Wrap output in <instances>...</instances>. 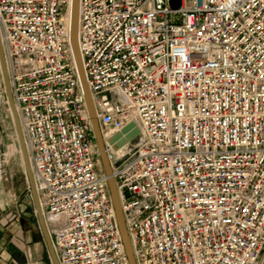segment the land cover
I'll return each instance as SVG.
<instances>
[{"label": "built area", "instance_id": "2783aa9c", "mask_svg": "<svg viewBox=\"0 0 264 264\" xmlns=\"http://www.w3.org/2000/svg\"><path fill=\"white\" fill-rule=\"evenodd\" d=\"M69 2L0 0L10 90L59 264H130ZM77 40L135 263L264 264V0H79Z\"/></svg>", "mask_w": 264, "mask_h": 264}, {"label": "rangeland", "instance_id": "374dc122", "mask_svg": "<svg viewBox=\"0 0 264 264\" xmlns=\"http://www.w3.org/2000/svg\"><path fill=\"white\" fill-rule=\"evenodd\" d=\"M6 102L0 73V252L4 255L0 256V264H52L38 226ZM31 231L34 234L30 237ZM34 239L39 243L34 245Z\"/></svg>", "mask_w": 264, "mask_h": 264}, {"label": "water", "instance_id": "95a60500", "mask_svg": "<svg viewBox=\"0 0 264 264\" xmlns=\"http://www.w3.org/2000/svg\"><path fill=\"white\" fill-rule=\"evenodd\" d=\"M75 1L76 0H74V7L72 8V23H71V30H70V39H72V40H73L74 32H75ZM170 4L173 8H177L180 4V0H170ZM75 62H76V60H75ZM76 67H77L78 75L80 78L82 91H83L84 99L86 102L90 122L92 125L93 137H94L97 149H98L99 154H100V158H101V161H102V164L104 167V171L108 175V187H109V191H110V195H111V200H112V204L114 206L118 226H119V229L121 232V236H122L124 247H125V250L127 253V257H128L130 264H136L135 260H134L130 240H129V237H128V234H127V231L125 228V223H124V219L122 216V212L120 210L116 186H115L113 178L110 175L111 169H110V165H109L107 156H106L105 151H104L103 141H102V137H101V133H100L98 120L96 118L93 102H91L92 97H91L89 88L87 87L88 88L87 89L85 86V83L83 82L81 71H80V68H79L77 62H76ZM0 72H1V76H2V81H3V85H4V90H5L8 106H9V109L11 112V117H12V121L14 124L16 136H17L18 145H19L21 155H22V159H23L24 166H25V173L27 176L30 195H31V198L33 201V206H34L35 214L37 217L38 226H39L40 232L42 234V237H43V240H44V243H45V246L47 248V252H48V255H49V258H50L52 264H59L57 256H56L55 251H54L53 246H52L50 235H49L47 227H46V222H45L42 210L40 207L39 198H38L37 190H36V187L34 184V179H33L32 171L30 168V163H29V159H28V155H27V151H26V147H25V143H24L21 127H20V123L18 120L17 113L15 112L16 109L14 106V102H13V98H12V94H11V90H10V84H9V79H8V73H7L4 53H3V49H2V45H1V40H0ZM138 131H139V129L137 127H135L134 122L131 121V122L127 123L124 127H122L120 129V131L114 133L108 139V142L109 143H115L114 146L118 147V146L122 145L123 143H125L126 141L132 139L134 136H136Z\"/></svg>", "mask_w": 264, "mask_h": 264}, {"label": "bare ground", "instance_id": "6f19581e", "mask_svg": "<svg viewBox=\"0 0 264 264\" xmlns=\"http://www.w3.org/2000/svg\"><path fill=\"white\" fill-rule=\"evenodd\" d=\"M73 7H74V0H70V2H69V10H68V18H67L70 30H71V23H72V8ZM78 9H79V0H76L75 1V32H74L73 40L70 39V42H71V47H72V51H73V54H74V58H75L78 66L80 68L83 82L85 83V86L87 88L88 86H87V83H86V80H85V75H84V71H83L82 60H81V56H80V52H79V48H78V40H77V33H78ZM91 102H92V99H91ZM9 111H10V109H9ZM15 112H16V110H15ZM9 113L11 114V112H9ZM19 150H20V148H19ZM20 153H21V151H20ZM23 164H24V162H23ZM30 168H31V166H30ZM24 169H25V166H24ZM118 200H119V198H118ZM119 206H120V202H119ZM120 210H121V207H120Z\"/></svg>", "mask_w": 264, "mask_h": 264}, {"label": "crops", "instance_id": "0c3cea01", "mask_svg": "<svg viewBox=\"0 0 264 264\" xmlns=\"http://www.w3.org/2000/svg\"><path fill=\"white\" fill-rule=\"evenodd\" d=\"M33 232H34V231H31V233L29 234L30 237L33 236V234H34ZM26 236H27V235H26ZM37 243H39V241H37V239H36V240L34 239V243H33V244L36 245ZM2 252H3V251H2ZM2 252H0V256L4 257V255L2 254Z\"/></svg>", "mask_w": 264, "mask_h": 264}]
</instances>
